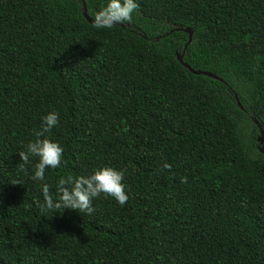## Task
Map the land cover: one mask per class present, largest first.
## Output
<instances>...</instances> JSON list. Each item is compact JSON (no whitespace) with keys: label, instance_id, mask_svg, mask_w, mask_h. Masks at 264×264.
<instances>
[{"label":"trees","instance_id":"1","mask_svg":"<svg viewBox=\"0 0 264 264\" xmlns=\"http://www.w3.org/2000/svg\"><path fill=\"white\" fill-rule=\"evenodd\" d=\"M105 2L0 0V264H264V0H138L97 29ZM52 110L50 191L110 165L124 205H38L18 153Z\"/></svg>","mask_w":264,"mask_h":264},{"label":"clouds","instance_id":"2","mask_svg":"<svg viewBox=\"0 0 264 264\" xmlns=\"http://www.w3.org/2000/svg\"><path fill=\"white\" fill-rule=\"evenodd\" d=\"M138 7V0H106L95 13L94 26L105 29L118 23L130 22ZM58 123L59 113L55 110L48 111L41 118V126L35 132L36 138L29 140L18 153L22 161L19 167L22 170H27L26 165H31V157L38 158L31 166L30 173L33 181L41 182L43 200L38 201V205L47 210L74 209L80 214L91 215L95 211L93 199L101 194L111 196L118 204L124 205L129 199L127 185L123 182L124 171L110 165L96 167L87 175L62 176L56 181L55 193L50 191L45 170L62 165L64 148L46 133ZM182 179L187 181L188 177Z\"/></svg>","mask_w":264,"mask_h":264},{"label":"water","instance_id":"3","mask_svg":"<svg viewBox=\"0 0 264 264\" xmlns=\"http://www.w3.org/2000/svg\"><path fill=\"white\" fill-rule=\"evenodd\" d=\"M83 5H84V3H83ZM83 15H84V17L87 19V21H89L90 23H94V20H92V19L87 15L85 5H84V7H83ZM181 29H183L185 32L188 33V40H187V42H186V44H185V47H186V46L191 42V40H192V30H191L190 28H188V27L181 28ZM177 59H178L181 63H183V65H184L186 68H188L190 71H192V72L195 73V74H204V75H208V76H211V77H213V78H216V79H220V78H218V76H216V75H214L213 73H210V72H208V71H204V70H194V69H192L187 63L183 62V54H181V53H177ZM235 99H236V102H237V104L239 105V107L242 108V106H241V104H240V101H239V98H238V96H237L236 94H235ZM253 121H254V123H256V125H257V127H258V129H259L260 136L258 137V141H259L260 144H261V143L263 142V140H264V132H263V130H262L261 125L258 123L257 119L254 118ZM260 150H261L262 152H264V150H263L262 148H260Z\"/></svg>","mask_w":264,"mask_h":264}]
</instances>
